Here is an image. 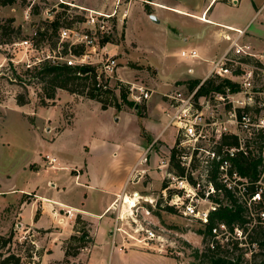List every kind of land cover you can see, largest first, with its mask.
Returning <instances> with one entry per match:
<instances>
[{"label":"rangeland","instance_id":"374dc122","mask_svg":"<svg viewBox=\"0 0 264 264\" xmlns=\"http://www.w3.org/2000/svg\"><path fill=\"white\" fill-rule=\"evenodd\" d=\"M64 4L69 6V9H67L68 14L71 16L80 15L85 19L84 22H76L74 28H77L80 32L97 31V28L87 23L88 16L90 18L91 10L93 11V9L84 10L75 5H69L71 3L63 0H18L14 5H0V26L11 19L12 26L15 28V31L8 30L6 34L0 29V233H15L13 248L18 253H23L25 248L35 243L40 248H43L41 246L46 248L49 244L53 245V241L50 243L52 237L49 233L29 229L25 220L27 216L24 219V216L21 215L23 210L22 202L31 201L36 194V191L28 190V188L37 183L40 185V190L44 191L49 186L48 182L54 171L47 169L51 166L48 163L47 153L58 152L64 160H76L80 157L78 145L85 132L98 130L103 126H111L108 123L107 114L102 113L101 110H92L91 108L89 110L87 106H83L78 113L77 131L66 133L64 137L62 135L61 140L56 145V143L54 144L51 141L63 129V124L71 123L74 116V103L66 101L63 103V90H58L55 100H50L46 106H42L38 97L40 87L35 84L28 85L30 102L24 106H19L16 103L17 94L25 93L26 89L15 79V75L18 74L26 79L28 75L25 72L29 66L32 68L35 64L40 63L49 56H56L57 52H59L57 48L53 49L51 47V44L56 41L52 28L47 29L48 35L46 37L41 36L39 33L44 32L46 27L49 26V22L57 14L65 10ZM121 4H123V7H118L117 4H114L113 9L108 8V6L103 10H95L107 14H115L109 22V26L112 27L110 32L114 40L109 45L111 47L117 45L120 47L116 54L109 51L102 53L98 49L96 53H101L100 58L103 57L106 60L107 57L115 54L114 58L117 59L119 66H128L137 70L138 75L132 82L141 78L144 83H148L150 77L155 74V70L148 65L149 63L160 66L167 72L170 66H180L179 53L183 42L176 31L173 28H168V26L176 27V25H179V21H183L181 20L182 17L166 11V17L161 18V23H156L157 21L153 22L152 19L146 18L145 15L135 10L132 15V26L143 40V47L134 51L131 58L129 54L137 46L134 43L130 44L125 41L128 17H123L128 8L127 4H131V0H123ZM36 6L40 10L38 14L34 13ZM147 6L148 14H153L149 3ZM241 6L242 8L244 7L243 3ZM92 14L98 16L95 13ZM246 15V11L242 12L244 20ZM184 19L189 20L187 18ZM61 20L62 22L64 21L63 18ZM262 21L264 24V8L261 16L258 19L256 18L255 22L249 24V30L257 31L264 36V28L261 30L257 28L258 23ZM19 30L20 34L18 33ZM25 41H28V43ZM59 45H61V50H63L62 37ZM259 50L261 51L260 53L264 54V40L259 43ZM91 55L92 58L93 56L96 57L95 53ZM51 58V60H57V58ZM58 60L63 61L62 58H58ZM242 67L245 69V74L255 68L253 65L245 64ZM140 74H146L148 77L146 78ZM252 78V86L247 89L244 87V81H246L244 77L241 76L236 80L242 84L246 95H251L258 101L260 97H264V70L255 69ZM115 81L116 78L112 79L110 84L114 86ZM176 88L182 89L186 94L192 90L188 83ZM247 90H250V92ZM218 96L220 95L210 94L205 96L197 92L195 100L202 104L206 112L228 113L229 104H232L230 103V97L228 94L223 96L224 99H220ZM129 99L135 105L139 104L140 107L137 112L140 115H144L145 106L143 103H145V100L135 101L131 97ZM134 107H130V109L134 110ZM167 109L172 111L169 105H167ZM113 127L118 129V131H128L130 134L136 133L137 130V124L132 120L127 123L114 124ZM175 135L176 128L171 126L163 139L166 140L167 144L172 145L175 142ZM154 149L158 151L159 157L170 161L172 149L168 153L162 141L156 143ZM153 192L149 197L157 196L159 190ZM220 197L215 199L221 205L225 204L223 197ZM142 204L153 211L154 216L149 218L150 220L148 219V221H152L157 238L161 236V240L153 241L151 244L152 249L145 248L141 244L138 246L129 245L130 248L136 250L130 252V255H126V257H122L118 253L112 252L111 255L106 253L107 259L111 258L110 264H192L196 262L194 254L202 249L203 237L200 232L206 228L204 222L198 217L188 218L178 212L160 210L159 208L154 209L148 199L147 201H142ZM239 204L242 205L241 201ZM203 206L207 207L208 204L204 203ZM125 216H127V220L124 223H127L125 228L128 231L133 232L131 228H136L139 223L146 224L141 213L133 216L125 213ZM250 217L253 218L252 215L247 213L246 219L248 220ZM132 218H138L139 223H134ZM22 223L24 224L22 225ZM245 228H250V222L245 223ZM91 237H93L92 233ZM118 237L123 239L121 235H118ZM110 238L113 239L112 234ZM105 240H107V235L106 237H103V235L102 237L98 236L95 242L96 246H94L96 251L92 253L89 264H92L98 257H104L103 246ZM88 249H84L86 253L89 252ZM139 249L163 255L157 253H152L154 255L143 254L141 251H137ZM98 253L100 254L99 256ZM34 260L38 261V257L34 256ZM80 262L82 261L75 262V264ZM52 264L66 263L61 260L60 263L52 262Z\"/></svg>","mask_w":264,"mask_h":264},{"label":"crops","instance_id":"0c3cea01","mask_svg":"<svg viewBox=\"0 0 264 264\" xmlns=\"http://www.w3.org/2000/svg\"><path fill=\"white\" fill-rule=\"evenodd\" d=\"M63 1L82 9L103 10L108 6L113 9L114 4L123 7L121 4L123 0ZM147 2L158 19L156 23H161V18L166 17V11L182 17L183 21H179L176 27L168 26L176 31L183 42L179 53L181 64L168 67V72L160 66L148 64L155 70V74L150 77L148 83L145 82L153 90V94L149 100H145L144 115L137 112L139 104L135 105L134 110L125 108L119 111L115 107L103 109L101 103L96 100L63 90V103L65 101L74 103V116L71 123L63 124V129L51 142L57 145L62 135L64 137L66 133L77 131L78 113L83 106H87L89 110H101L102 113L107 114L108 123L111 126L85 132L78 145L80 157L76 160H64L58 152L47 153L49 157L57 159L54 165L47 168L54 171L49 179V186L44 191L40 190V185L37 183L28 188V190L36 191V194L31 201L22 202L23 206L21 205L23 209L21 215L24 219L27 216L26 226L39 232L50 230L46 233L52 237L50 243L53 241V245L49 244L46 248L41 246L45 250L41 264H52L64 259L63 241L74 233L75 219L79 214L91 223L94 243L88 249V253L83 250L76 258H72V263L82 261L84 264H89L92 253L96 251L94 250L96 239L102 235L103 237L107 235L103 246L104 257H98L92 264H110L111 258L107 259L106 253L111 255L113 252L126 257L130 255V252L135 251L136 249L130 248L121 237L116 238L114 242V239L110 238V233L114 224L116 207L123 192L139 191L140 194L149 197L154 193L153 191L160 190L163 185L164 173L168 171L169 166L163 164L167 160L159 157L154 146L162 141L169 153L175 144V142L172 145L167 144L163 139L169 129L166 127L169 110L163 98L164 95L178 86L187 84L189 80L203 82L211 74L214 62L228 51L230 44L228 37L231 39L238 37L235 30L244 31L239 39L240 43L248 45L252 54L264 64V54L259 50V43L264 40V36L257 31L249 30V24L261 16L264 0H131L123 16L128 17L125 41L137 46L131 50L129 54L131 58L134 51L143 47V40L132 26V15L137 10L151 19V14L149 15L145 8ZM244 11L247 13L245 20L242 16ZM258 24V30L264 28L263 21ZM109 46L111 47L107 44L104 47L105 53L106 51L118 53L120 49L118 45L111 48ZM191 50L197 51V58H186L182 55L183 51ZM137 72L134 68L120 65L117 76L122 82L131 83L136 79ZM140 75L148 77L146 74ZM130 120L137 124L134 134L124 132L125 130L118 131L113 127L114 124L127 123ZM145 153L147 162L137 165ZM135 166L141 173H132ZM135 175L137 176L135 182H130L125 187L128 180L133 179ZM38 211L39 217L35 219ZM36 246L40 248L39 245L36 244ZM137 251L148 255L157 253L143 249Z\"/></svg>","mask_w":264,"mask_h":264},{"label":"built area","instance_id":"2783aa9c","mask_svg":"<svg viewBox=\"0 0 264 264\" xmlns=\"http://www.w3.org/2000/svg\"><path fill=\"white\" fill-rule=\"evenodd\" d=\"M92 13L98 16H94ZM113 15L115 14L91 10L87 23L97 28L96 32L90 30L80 32L77 28L63 27L60 31L63 43L66 42L70 46L84 45L85 53L77 56L70 51L65 54L63 46V57L49 56L48 58H62L63 62L71 66L92 65L96 67L98 87L105 83H107L108 87H113L110 81L114 78L119 80L117 76L118 61L114 58V55L104 60L103 57L100 58L101 53H96L98 49L105 53L104 47L109 43L101 44V39L105 36H112L110 32L112 27L109 26V22ZM235 31L238 33V37L234 39L228 37L230 40L229 49L214 62L211 74L218 75L221 78H229L236 82V79L242 76L246 79L244 87L247 89L252 86V77L255 69L264 70V67L254 66L253 70L245 74V69L242 67L245 63L239 62L233 56L254 55L249 50L248 45L239 41L244 31ZM25 42L28 43V41ZM93 53L96 54V57L93 56L92 58L91 54ZM182 55L186 58L198 57L196 50L183 51ZM238 65L243 69L241 74H235ZM238 83L241 85L239 91L230 92L229 89L227 90L230 103H232L229 104L228 113L204 111L202 104L195 100L200 85L192 89L188 94L182 89L176 88L164 95L165 101L172 108V111L168 113L169 120L166 127L174 126L176 128L175 137L176 140L179 139L177 143L178 158L181 165L185 167V176H177L172 172L166 171L164 173L165 186H162L158 195L152 198L140 194L139 191L123 192L116 207L113 231H111L114 242L117 236L121 235L123 240L129 245L138 246L141 244L145 248L152 249V242L161 238V236L157 238L155 226H153L152 221H148L154 215L148 206L142 204V201H147V199L154 209L159 208L160 210L178 212L188 218L198 217L206 225L210 213L221 206L215 198L223 197V190H217L215 183L210 178L211 170L214 166H218L216 180L231 190L234 197L239 200L238 202L241 201L247 207L249 215H252L253 218L250 217L248 219L250 228H264V141L262 148L259 149L258 141L256 140L259 134L264 135V97H260L257 101L253 96L246 95L242 84ZM127 84L130 85L129 97L133 100H149L152 97L153 90L142 80ZM107 86L104 85V87ZM247 91L250 92V90ZM219 95L218 98L224 99L223 96L225 95ZM238 109H241V111L238 112ZM233 136L238 139L237 145L224 143L225 140H232ZM238 153H243L245 156L259 154V173L256 176H243L235 167L233 159L237 157ZM147 160L145 153L141 156L137 165L146 163ZM56 161L55 157L48 156L49 165H54ZM163 164L169 166L170 161H164ZM132 173L139 174L141 171L135 166L132 169ZM136 178V175L133 179L130 178L125 187L130 182L134 183ZM127 198H129L128 206H130L131 213L127 210L125 211ZM204 203H207L208 206L204 207ZM125 213H130L129 215L131 216L141 213L146 224L139 223L138 218H132L134 223L139 224H137L136 228H131L133 232L128 231L125 228L127 223H124L127 220ZM213 228V233L221 242L230 235L227 231L229 227L225 223ZM235 228L243 227L236 226ZM236 234L239 235L240 239L246 238L242 236L243 233L240 229H236ZM223 236L226 237L223 238Z\"/></svg>","mask_w":264,"mask_h":264},{"label":"trees","instance_id":"16d2710c","mask_svg":"<svg viewBox=\"0 0 264 264\" xmlns=\"http://www.w3.org/2000/svg\"><path fill=\"white\" fill-rule=\"evenodd\" d=\"M17 1L18 0H0V5L10 6L16 4ZM64 7L65 10L60 14H57L55 18L49 22L50 24L49 26L47 25L48 27H46L45 31L39 33L41 36L46 37L48 35L47 29H53V35L56 37V41L51 44V47L53 49H58L59 52H57V57H63V50H61V45H59L61 29H63V27L74 28L76 22L85 20L83 16H71L68 14L67 9H69V6L67 4H64ZM145 8L148 11L147 4ZM39 11V7L36 6L34 13L38 14ZM62 18L64 20L63 22L61 20ZM0 29L5 34L8 30L15 31L11 19L3 23L0 26ZM18 33L20 34V30ZM112 42H114L112 36H105L101 39V44ZM35 46L38 47L37 44H35ZM63 46L65 54L70 51L77 56L85 53L84 45L70 46L65 42L63 43ZM233 57L239 62L248 65L264 67V64L254 56L247 55ZM51 59L52 58H47L42 60L32 68L29 66L25 72L28 75L26 79L18 74L15 75V79L26 89L25 93L17 94V105L24 106L30 102L28 85L35 84L40 87L38 97L42 106H46L50 100H55L59 89L66 90L71 94L96 100L101 103L103 109L115 107L120 111L135 106L134 102L129 99V84L116 80L113 87H108L107 83L101 84V86L98 87L96 67L88 64L71 66L58 59ZM241 73H243V69L238 65L235 74ZM187 83L192 87L191 89L200 85L198 93L205 96L210 94L227 95L228 89L230 92H237L241 88V85L238 82L229 78H221L220 76L213 74L209 75L203 82L200 80H189ZM104 85L107 87H104ZM240 111L241 109H238V112ZM256 140L258 141L259 149H261L264 135L259 134L256 137ZM178 141L179 139L176 140V143L172 148L168 171L182 177L185 176L186 172L185 167L181 165L178 158ZM224 143L237 145L238 139L236 136H233L232 140H225ZM233 163L243 176H256L259 173L258 168L260 156L259 154H255V156H245L243 153H238L237 157L233 159ZM217 172L218 166H214L211 170L210 178L215 183L217 190H223L225 204L218 207L216 211L210 213L208 223L205 225L206 228L200 232L203 237L202 249L195 252L194 257L196 262H193L192 264H264V228H245V223L248 222L246 219L248 209L243 204H239L238 199L234 197L231 190L216 180ZM162 186H165V181H163ZM38 217L39 211L37 212L35 219H38ZM221 223H225L229 227L227 228V231L230 233L227 239H224L223 242L218 240L213 233V227L218 226ZM236 226L243 228H235ZM236 229H240L243 233L242 236H245L246 238L240 239L239 235L236 234ZM91 230V223L85 220L82 215H77L74 224V233L63 241L65 257L62 262L66 264H75L72 263L71 259L76 258L82 250L92 247L94 239L91 237ZM41 231L47 232L50 230ZM225 237L226 236H223V238ZM14 238V232L9 234L0 233V264H41V258L45 251L44 248H38L36 244H32L28 248H25L23 253H18L15 252L13 248L15 243ZM34 256L38 257V261L34 260ZM60 262L61 261H57V263ZM77 264L84 263L80 262Z\"/></svg>","mask_w":264,"mask_h":264},{"label":"bare ground","instance_id":"6f19581e","mask_svg":"<svg viewBox=\"0 0 264 264\" xmlns=\"http://www.w3.org/2000/svg\"><path fill=\"white\" fill-rule=\"evenodd\" d=\"M203 20H206V19H204L203 18ZM129 205V198H127V200L125 201V210H127V211H129L130 212V206H128ZM133 206V205H132ZM131 213V212H130ZM129 213V214H130Z\"/></svg>","mask_w":264,"mask_h":264},{"label":"water","instance_id":"95a60500","mask_svg":"<svg viewBox=\"0 0 264 264\" xmlns=\"http://www.w3.org/2000/svg\"><path fill=\"white\" fill-rule=\"evenodd\" d=\"M151 19L154 20V21H158L157 17L154 15V14H151Z\"/></svg>","mask_w":264,"mask_h":264}]
</instances>
